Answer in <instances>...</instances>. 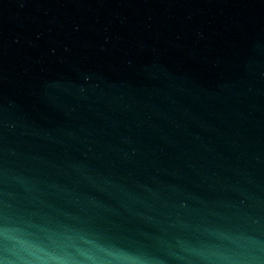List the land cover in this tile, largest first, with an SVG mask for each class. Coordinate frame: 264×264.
<instances>
[{"label":"water","instance_id":"water-1","mask_svg":"<svg viewBox=\"0 0 264 264\" xmlns=\"http://www.w3.org/2000/svg\"><path fill=\"white\" fill-rule=\"evenodd\" d=\"M5 264H264V0H0Z\"/></svg>","mask_w":264,"mask_h":264},{"label":"snow or ice","instance_id":"snow-or-ice-1","mask_svg":"<svg viewBox=\"0 0 264 264\" xmlns=\"http://www.w3.org/2000/svg\"><path fill=\"white\" fill-rule=\"evenodd\" d=\"M0 264H5V261L2 258H0Z\"/></svg>","mask_w":264,"mask_h":264}]
</instances>
